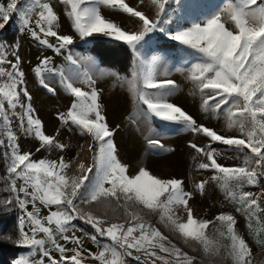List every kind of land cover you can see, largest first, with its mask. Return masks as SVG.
Here are the masks:
<instances>
[{
    "label": "snow or ice",
    "instance_id": "snow-or-ice-1",
    "mask_svg": "<svg viewBox=\"0 0 264 264\" xmlns=\"http://www.w3.org/2000/svg\"><path fill=\"white\" fill-rule=\"evenodd\" d=\"M60 2L65 5V14L81 39L100 34L122 41L131 49L134 59L129 74H108L122 86H127L137 109L146 106V118L176 123L210 139L207 150L195 143L190 144L198 154L207 158L208 162L199 163L198 168L214 172L211 179L217 182L226 199L236 206V211L246 217L249 228H252L253 221L261 225L255 237L258 244L264 245V205L259 202L260 195L244 190L261 186V194H264V0H224L215 10L187 22L169 14L173 4L184 7L179 0H150L155 8L152 18L130 7L125 0ZM17 3L18 0H9L7 4L0 2V29L5 28L15 13L40 45L54 49L57 54L68 52L67 61L73 71H77L75 78L67 68L54 67L51 57L43 58L34 72L45 89L55 93L46 82L47 74L58 77L59 83L74 97L69 111L60 114L59 119L65 125L77 128L81 135L91 136L96 151L93 165L87 168L83 163L79 165L84 173L81 176L68 175L67 169L71 165L63 157L59 161L35 160L32 153L20 151L11 128L12 117L18 118L19 126L26 134L38 139L41 147L50 149L55 146L63 150L67 146L56 137L46 135L42 121L34 115L31 95L24 82L25 73L21 70L19 46L11 49L0 42V97L3 98L0 99V147L5 148L3 155L7 160L12 193V198L4 203L11 205L15 202L22 210L16 242L29 249L26 257H19L13 264H46L45 258L47 264H85V250L80 238L74 235V221H82L94 230L90 238L101 250L97 253L89 251L88 256L99 264H128L129 257L139 264H194L196 258L177 248L158 228L146 221L142 209L159 212L161 222L170 226L185 242L189 239L198 242L205 255L220 256L221 249H224L233 264H252V250L237 233V221L232 214L221 213L215 218L225 229L217 231L228 243L214 241L204 231L213 221H198L193 217L188 207L192 193L184 190L182 180L157 178L143 168L135 175L128 174V167L117 157L112 139L114 131L103 114L94 76L79 74L78 60L73 57L70 47L74 43L73 37L60 35L54 30L59 24V15L53 5L43 0H32L24 7H17ZM101 7L138 18L140 30H123L101 14ZM33 15L38 16L36 28L30 27ZM229 23L232 28L227 26ZM152 33H162L189 50L194 60L188 62L187 78L195 86L193 94L198 92L202 98V110L217 118L223 115L227 129L237 131L239 136L227 137L198 125L191 115L168 102L167 97L177 85L173 80L157 78L156 69L162 56L157 53L145 61L140 53V47ZM48 37H55L56 43H50ZM5 64L10 65V70L4 67ZM96 71L105 74L98 66ZM76 82L86 84L89 91L74 86ZM22 96L27 98V104L22 103ZM5 102L9 106L7 109ZM150 143L163 148L159 140ZM213 144L224 145L225 150L237 153V159L242 157L241 164L226 167L218 163L219 152L212 147ZM88 173H92L91 177ZM18 180L21 181L19 187ZM206 184L207 181L202 180L196 188L203 193ZM113 202L116 208L123 210L126 219H109L106 214L99 216L83 207L99 205L109 208ZM29 204L32 210H28ZM38 204L49 209V214L41 216ZM53 206L55 210H52ZM178 206L186 209V222H180L175 215L174 209ZM133 207L141 211H132ZM41 233L43 236H39ZM60 239L77 247L68 249L59 242ZM53 251L60 254L59 261L53 257ZM67 252L73 254L65 255Z\"/></svg>",
    "mask_w": 264,
    "mask_h": 264
},
{
    "label": "rangeland",
    "instance_id": "rangeland-1",
    "mask_svg": "<svg viewBox=\"0 0 264 264\" xmlns=\"http://www.w3.org/2000/svg\"><path fill=\"white\" fill-rule=\"evenodd\" d=\"M31 2L32 0H18L17 7H24ZM37 2H40V0H37ZM43 2L52 4L54 10L59 15V24L54 30L60 35H71L73 37L74 43L70 47L73 57L78 60L77 67L79 74L90 73L96 80L95 86L100 91L103 114L106 117L109 128L114 131L112 139L116 145L117 157L122 164L128 167V174L135 175L143 168L157 178L182 180L184 190L192 193V197L188 200V207L191 208L193 217L198 221H213L204 230L205 234L214 241L228 243L217 231V229H220V231H225V229L215 218L221 213L232 214L237 221L235 226L237 233L245 239L252 250V264H264V245L258 244L255 237V232L260 229L261 225L253 221L252 228H249L246 217L236 211V206L226 199L225 193L220 189L217 182L211 179L214 172L198 168L199 163H207L208 161L205 156L198 154L192 149L190 144L195 143L198 147L207 150L210 139L203 134H194L176 123L164 122L154 117L146 118L144 115L146 106H141L140 109H137L127 86H122L113 76L108 74L118 72L115 68L116 65L126 68V65L123 63L125 62L124 60L115 63V66L110 65L116 62V60L115 57L110 56L109 52H114L118 49L128 50V56L132 64L134 55L131 49L122 41H116L111 37H104L100 34H94L92 37L81 39L74 31L71 20L65 14V5L60 0H43ZM125 2L130 7L143 11L149 18L155 15V8L151 5L150 0H144L143 3L140 0H125ZM179 3L183 4L184 7L181 8L178 4H173L169 14L175 19H182L187 22L215 10L224 3V0H179ZM5 4H7V0ZM101 14L106 19L118 24L125 31L135 32L141 28L138 18L130 17L120 11L101 7ZM16 18V21L19 20L17 15ZM37 19L38 16L36 15L31 17L30 27H37L35 23ZM16 24L12 26L11 30L16 29L17 42L11 44L6 38L2 39L1 37L4 35L3 30L0 31V42H3L11 49H15L17 45L19 46L18 55L21 60V70L25 73L24 82L31 95V106L34 109V115L42 121L43 131L46 135L56 137L57 141L67 146L63 150L55 146L50 149L41 147V142L38 139L26 134L24 129L19 126L18 118L12 117L11 128L17 137L20 151L22 153H32V159L35 160L49 159L59 161L63 157L71 165L67 169L68 175L81 176L84 174L79 169L81 163L85 165V168L93 165V155L96 149L92 137L81 135L77 128L70 124L65 125L59 119L60 114L69 111L74 97L59 83L58 77L47 74L45 76L46 82L49 83L50 87L55 89V93L53 94V92L45 89L40 84L34 69L43 58L51 57L54 67L67 68L69 74L74 78L77 76V71H73L69 65L67 51H62L61 54L55 53L54 49L40 45L21 23ZM227 26L229 28L233 27L230 23ZM48 40L50 43H56L55 37H48ZM160 42H170L172 44L160 46ZM98 50L104 52V59L110 64L102 63ZM140 53L145 61L150 60L157 53L162 56V60L156 69L157 78L159 80H173L177 85L176 90L167 97L168 102L179 106L191 115L198 125H204L218 134L227 137L239 136L237 131L227 129L226 120L223 115L217 118L212 113H205L202 110V98L198 92L195 95L193 94L195 86L187 78L186 69L188 62L194 60V57L189 55V50L177 42L171 41L162 33H152L149 37H146L145 42L140 47ZM8 58L10 60L13 59L11 55ZM97 66L103 70L104 75H100L96 71ZM4 67L10 70V65L5 64ZM129 72L130 69L126 75ZM4 79L7 78L5 77ZM74 86L89 91L87 85L84 83L76 82ZM0 99L3 98L0 97ZM21 101L24 104L28 103L27 98L23 96L21 97ZM4 106L6 109L9 107L6 102ZM17 111L19 112L20 109L18 108ZM151 140H159L163 148L151 144ZM212 147L218 149L219 155H217L216 159L223 166L236 167L241 164L242 157L241 159H237L238 154L231 150H225L226 146L213 144ZM38 148H40V151H37ZM2 149V153H4L5 148L2 147ZM193 157H195V160ZM94 172L95 168H93ZM88 175L91 177L92 173H88ZM202 180L207 181L203 193L196 188V185ZM0 182L2 184L0 188V206H7L9 209L15 210L19 218L23 215V212L15 202L11 205L4 203V201L12 198V193L9 190L10 185L7 171L6 173L0 171ZM20 183L21 181L18 180V187ZM244 190L260 195L259 202L264 205V194H261V186L246 187ZM20 195L23 196L22 193ZM38 206L41 208V216L49 214V209L39 204ZM83 207L87 210V206L84 205ZM28 210H32L31 204L28 205ZM52 210H55L54 206ZM92 211L94 212V210ZM116 211L119 213L114 215V220L117 217L120 220L126 219L122 209L116 208ZM132 211H141V209L133 207ZM174 211L175 215L180 218V222H186L187 211L183 206L175 207ZM120 213L122 214L120 215ZM142 215L146 221L151 222L163 235L167 236L177 248H180L189 256L195 257L196 260L203 259L196 255L197 247L190 239L185 242L184 238L173 231L170 226H166L165 223L160 221L159 212L142 209ZM74 223H77V221H74ZM39 236H43V234L41 233ZM199 247L200 251L203 252L202 245ZM28 252L29 249L23 247L19 256L26 257ZM221 256L227 257L224 249H221V255L218 257Z\"/></svg>",
    "mask_w": 264,
    "mask_h": 264
},
{
    "label": "trees",
    "instance_id": "trees-1",
    "mask_svg": "<svg viewBox=\"0 0 264 264\" xmlns=\"http://www.w3.org/2000/svg\"><path fill=\"white\" fill-rule=\"evenodd\" d=\"M16 18L15 13L12 14L8 24L5 26L4 29H1L4 31V37L10 42L11 44H15L17 42V32L16 29L11 30V25L14 23ZM160 46H167L172 43L170 42H160ZM167 44V45H166ZM99 54L102 58L103 64H110L104 59V52L101 50H98ZM110 56L115 57L116 62L111 63L110 65L115 66V63H119L121 60H124L123 62L126 65V68H123L121 66L116 65L115 68L118 70L119 73L125 74L128 72V70L131 67V61L130 57L128 56L129 52L128 50H116V51H110ZM2 147H0V171L3 173H6L7 171V160L3 157L2 153ZM1 182H0V188H1ZM87 206V205H85ZM115 206V202H113V205L109 208H104L103 206L99 205H93V206H87V209L91 208L94 210V213L99 216H104L105 214L109 219L114 220V215L119 213L116 210L113 211ZM122 213H120L121 215ZM79 224H84L82 221H77ZM18 239V213L15 212V210L9 209L7 206H0V264H13V262L19 257V254L23 250V247L19 246L17 244ZM196 247V255L203 259L195 260V264H233L231 259L221 256H208L205 255L202 251H200V245L196 243L193 240H190Z\"/></svg>",
    "mask_w": 264,
    "mask_h": 264
},
{
    "label": "crops",
    "instance_id": "crops-1",
    "mask_svg": "<svg viewBox=\"0 0 264 264\" xmlns=\"http://www.w3.org/2000/svg\"><path fill=\"white\" fill-rule=\"evenodd\" d=\"M0 2L5 3L6 0H0ZM7 3H8V0H7ZM16 19H17V18H15L14 23L11 25V28H12V26H13L15 23H17V24L20 23V21H19V20L16 21ZM17 24H16V25H17ZM0 31H1V29H0ZM4 36H5V35H3L1 38H2V39L5 38ZM75 224H76V228H75V230H74V235H75L76 237H79L80 240H81L82 243H83V249L85 250V251H84V255H85V257H86L85 264H99L98 261H95V260H93L90 256H88V252H89V251H90L91 253H97V252H99V251L101 250L100 248H98L97 244L94 243V242L91 240V238H90L91 234H94V230H93L89 225L79 224L78 222L75 223ZM53 227H54V226H53ZM72 234H73V233H69V235H72ZM58 239H59V238H58ZM59 242H60L61 244H63V245H64L66 248H68V249H72V248L77 247V246L74 245L73 243L65 242V241H63L62 239H60ZM102 242H104V241H102ZM72 254H73L72 252H67L65 255L71 256ZM52 255H53V257H55L58 261L60 260V254H59L58 252L53 251V252H52ZM19 257H20V256H19ZM19 257H18V258H19ZM18 258H17V259H18ZM45 261H46V264H47V258H45Z\"/></svg>",
    "mask_w": 264,
    "mask_h": 264
},
{
    "label": "built area",
    "instance_id": "built-area-1",
    "mask_svg": "<svg viewBox=\"0 0 264 264\" xmlns=\"http://www.w3.org/2000/svg\"><path fill=\"white\" fill-rule=\"evenodd\" d=\"M127 260H128V264H137V261L134 260V259L131 258V257L127 258Z\"/></svg>",
    "mask_w": 264,
    "mask_h": 264
}]
</instances>
